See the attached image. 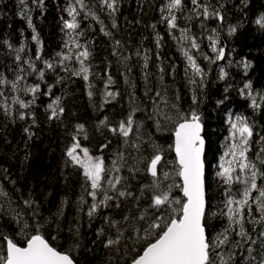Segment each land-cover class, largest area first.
I'll use <instances>...</instances> for the list:
<instances>
[{
  "label": "trees",
  "instance_id": "obj_1",
  "mask_svg": "<svg viewBox=\"0 0 264 264\" xmlns=\"http://www.w3.org/2000/svg\"><path fill=\"white\" fill-rule=\"evenodd\" d=\"M167 2L168 0H120L119 11L113 17L102 7L100 0H85L91 11L99 17V21H102L97 22L91 15L86 17L85 11L77 16V32L83 33L77 39L91 52L86 62L91 65V75L86 82L80 76L63 71L60 66L53 71L43 63L48 60L56 64L59 59L57 53L69 51L65 48V43L69 42L70 30L64 28V21L71 19L68 8L74 0H43L42 4L37 0H23V3L21 0H0V75L13 80L18 63L27 68L25 61H31L37 70L45 73L43 80L39 78L38 71L26 74V84H39L41 89L30 108L17 109L16 116L11 118L5 116L0 109V184L16 202L13 206L19 205L22 219L30 224L32 209L25 208L20 200L21 197H31L36 202L34 207L38 211L37 220L43 225L40 231L58 250H70L76 264H107L109 256L113 257L116 264H125L130 259L131 254L125 257L122 253L117 255L114 251L105 249L102 244L104 236L97 238L101 227L105 228L106 234L115 233V229H109L103 223V216L110 215L112 219L119 220L122 214H129V209L133 214L143 213L147 209L149 217L157 214L147 208L146 194L141 198L139 209H136L133 201H127L120 209H101L89 220L86 213L92 201L85 192L84 178L81 170L73 166L66 155L73 142L76 125L83 124L87 131V139L80 137L81 145L87 147L91 155L104 158L109 168L120 152L131 164L129 154L138 155L130 146L132 141L125 144L122 137L112 135L101 121L107 117L108 123L116 126L132 109L138 107L140 110L136 111L134 120L139 126L135 131L138 137L143 138V142L136 140L141 144V153L147 157L151 152L149 145L152 142L163 146L165 160L168 161L164 170L172 173V179L166 183L175 185L180 183V179L173 171L174 152L168 150L174 140L171 125L158 129L154 119H149L153 114L150 98L157 90L164 95L163 89H166L169 104H175L180 112L192 109L198 111L204 124L206 198L209 201L210 225L208 231L213 237L228 223L226 217L219 215L224 208L227 186L216 172L219 171V161L228 148L229 115L236 113L244 116L253 127L251 151L248 153L250 158L255 159L260 148L264 147V142L260 140L264 137V106L256 109L251 106L252 98L264 105V29L255 23L264 14V0H208L223 15V22L215 18L186 19L191 4L190 0H185L188 7L183 13L177 14V22L181 27H190V34L198 38L200 52L190 50V54L205 69L206 77L202 88L189 84L191 73L185 74L188 65L183 48L189 47L187 41H179V31L170 30L161 22L159 9ZM26 16L31 17L35 31L29 27ZM113 19L117 24L116 28H112ZM201 23L204 28L200 27ZM229 27H236V32L229 35ZM101 28L110 31L112 36H106ZM213 29L216 30L215 35L219 38L220 45L226 46V50L224 60L210 64L202 53L215 57L207 40V36L213 34ZM34 35L38 37L39 43L33 39ZM174 36L177 38L174 39ZM158 38H162L159 46L156 43ZM116 40L120 41L119 46L115 45ZM17 50L21 51L17 53ZM138 50L139 56L135 54ZM76 51L73 47L70 54L74 56ZM17 54L21 57L20 62L16 61ZM145 54L148 56L147 68L144 67ZM125 56L131 58L125 60ZM245 59L251 62V67L247 70L241 64ZM65 63L72 68L79 67L74 59ZM161 67L164 69L163 73L159 71ZM221 67L228 72V76L223 79L220 78ZM109 76L113 83L108 85L107 90L118 93L115 98L105 95ZM248 82L252 85L251 97L246 92L241 94L239 91ZM89 83L92 85L91 97L88 95ZM24 86L25 82H21V87ZM49 86H52L51 95H45ZM194 88L198 98L196 104L192 102ZM0 90L9 98L17 94L8 86L0 85ZM19 95L26 101L32 99L31 94L21 92ZM56 97H60L65 111L59 119H49L51 110L48 105ZM106 99L110 102L105 103ZM0 103H3V98H0ZM19 111H26L30 115L21 120ZM169 114H173L172 111ZM33 116L35 124L32 122ZM25 128L33 133L31 138L24 131ZM103 144H108V147L101 149ZM121 174L127 178L132 191L138 192V189L151 180L145 172H140L133 178L127 167L122 168ZM13 180L15 184L10 182ZM235 187H231V191L237 190ZM171 195L183 199L179 188L175 186ZM82 196L88 203L81 204ZM61 210L62 215L59 214ZM213 212L218 215L213 217ZM253 212L256 213L255 207ZM159 214L167 215L165 212ZM246 227L255 243L249 242L236 250L235 264H256L251 256H255L258 261L259 253L264 249V235H260L264 229L251 223H246ZM77 229L79 235L75 234ZM31 231L28 230L29 233ZM0 232L18 242L23 239L19 225L8 217L0 219ZM52 237L56 239L53 240ZM76 243L79 247L73 250ZM124 243L131 247L133 242L124 240L122 244ZM248 248L252 249L251 256ZM3 250L4 242L0 240V252Z\"/></svg>",
  "mask_w": 264,
  "mask_h": 264
},
{
  "label": "snow or ice",
  "instance_id": "obj_2",
  "mask_svg": "<svg viewBox=\"0 0 264 264\" xmlns=\"http://www.w3.org/2000/svg\"><path fill=\"white\" fill-rule=\"evenodd\" d=\"M21 2L23 3V0ZM37 2L42 4L43 0H37ZM100 2L102 7L108 10L109 16L114 17L119 11L120 0H100ZM190 4L189 15L186 19L195 18L199 20L203 18L208 20L215 18L223 22V15L208 0H190ZM187 7L185 0H168L159 9L161 22H164L168 29L179 31V41H187L189 47L183 48V54L188 65L185 68V74L191 73L189 84L202 88L206 77L205 69L197 62L196 57L190 54V50L200 52L198 38L190 34V27H181L177 22L179 18L177 14L183 13ZM81 11H85L86 17L91 15L97 22L102 23L85 3V0H74V3L68 8V15L71 19L64 21V28L70 30L68 33L69 42L65 43V48L69 51L68 53H57L59 59L56 64L48 60L43 61V63L49 70L54 71L57 66H60L63 71L80 76L87 82L90 80L91 65L86 62L89 60L91 52L86 45L81 44L77 39V36L83 35L82 32H77L79 28L77 16L80 15ZM26 19L29 27L35 31L31 17L26 16ZM255 23L264 29V14H261ZM116 27L117 24L113 19L112 28ZM152 27L155 28V25ZM200 27L204 28V24L201 23ZM236 30V27H229V35L235 33ZM101 31L106 36H112V33L105 28H101ZM215 32L216 30L213 29V34L207 36L209 47L215 53V57L202 53L204 59L208 60L210 64L225 59L226 46L220 45ZM173 38L176 39L177 37L174 36ZM33 39L39 43L37 36L34 35ZM160 39L162 38H158L156 41L158 46ZM115 45L119 46L120 41L116 40ZM73 47L77 50L74 56L70 54ZM21 50H17V53ZM113 54H116L115 49ZM135 54L139 56L140 51L138 50ZM121 55L123 56V53ZM130 58V56L124 57L125 60ZM73 59L79 64L78 69L65 63L71 62ZM144 60V67L147 68L148 56L146 54ZM16 61H21L19 54L16 55ZM24 63L27 64V68L18 63L13 80H8L6 76L0 75V85L8 86L12 92L17 93L9 98L4 91L0 90V98H3L0 109L3 110L5 116L10 118L16 116L17 109L26 110L30 108L35 101L37 92L41 91L39 84L31 86L26 84V74L38 71L39 78L43 80L44 71L37 70L31 61ZM241 64L245 70L251 67V62L246 59L242 60ZM159 71L163 73L164 69L161 67ZM227 76L228 72L221 67L220 78L223 79ZM21 82H25L24 87H21ZM111 83L113 81L109 76L108 84L105 85V95L109 98H115L118 93L107 90ZM51 87L49 86L48 92L44 93L45 95H51ZM88 87L90 89L88 95L91 97L93 95L92 85L89 83ZM251 89L252 85L248 82L239 91L241 94L246 92L247 96L251 97ZM166 91L163 89L164 95H162V91L157 90L155 95L150 98L153 104V114L149 119H154L158 129L171 125L174 141L168 146V150L175 153L173 171L174 175L179 177L180 183L175 185L166 183L172 179V173L164 170L168 161L165 160L163 146L152 142L149 145L150 154L144 157L141 153V144L137 143L136 140L139 139L143 142V138L138 137L135 129L139 126L134 120L136 111L140 110L138 107L132 109L130 114L119 121L116 126L110 125L107 117L101 121V124L112 135L122 137L125 144H129L130 140L132 141L130 146L135 149L138 155L129 154L131 164H129L128 159H125L122 152L117 153L110 168L106 165L104 158L91 155L89 149L83 147L80 142L81 136L84 139L88 138L85 126L78 124L75 126L76 131L72 136L73 142L66 155L73 166L81 170L85 182V192L91 198L92 202L86 215L91 220L101 209H120L127 201H133L136 209H139L141 198L147 194V208L154 210L156 215L149 217L147 209L143 213L133 214L132 210L129 209V214H122L119 220L112 219L110 215L102 217L103 223L109 229H115L114 235L106 234L104 227L98 230L97 238L104 236L102 244L105 249L114 251L117 255L122 253L125 257L131 254L130 259L126 260L125 264H235L236 250L243 248L249 242L255 243L246 223L260 225L264 229V183L258 184V180L264 181V147L260 148L255 159L250 158L248 153L251 151L250 142L254 134L253 127L248 123L246 117L238 115L233 119L229 115L231 143L228 151L221 157V162L218 165L219 171L216 172V175L227 186L224 192L226 197L224 208L220 210L219 215L226 217L228 223L221 232L214 237L210 236L208 231L210 227L208 223L209 201L206 198L205 188L206 141L203 135L202 116L195 109L189 112H180L175 104H169ZM21 92L31 94L32 99L27 101L22 99L19 95ZM145 95L147 96L148 93L146 92ZM257 95L260 94L257 93ZM197 101L194 88L192 102L196 104ZM108 102L110 101L106 99L105 103ZM218 103H223V101H218ZM251 106L256 109L264 105L252 98ZM48 107L51 110L49 119H59L64 114L65 109L61 106L60 97H56ZM170 111L173 114H169ZM29 115L26 111H19V119L21 120L28 118ZM32 122L35 124L34 116ZM29 128H25L24 131L31 138L33 133L29 131ZM260 140L264 142V137H261ZM107 147L108 144H103L101 149ZM258 163L260 167H258ZM124 167H127L133 178L140 172H145L151 177V180L138 189V192L132 191L127 178L121 174ZM10 182L15 184L14 180ZM236 184L243 186L239 197L231 191V186ZM173 186L179 188L183 199L172 197ZM253 193L257 195L254 196ZM20 202L25 208L32 209L31 224L22 219L19 205L13 206L16 202L0 184V219L10 218L19 225L20 233L23 236V239L18 242L13 237L0 232V240L4 242V250L0 252V264H76L70 250H58L40 231L43 225L37 220L38 211L37 207H34L36 202L31 197L28 199L21 197ZM84 203H88V201L84 200L82 196L81 204ZM253 207H255L256 213L253 212ZM162 212L167 213V215L159 214ZM59 214L62 215V210ZM217 215L216 212L212 213L213 217ZM29 229L32 230L31 233L28 232ZM75 234L79 235L78 229ZM260 235H264V230ZM52 239L54 240L56 237H52ZM124 240H132V246L129 247L127 243L122 244ZM77 247L79 244H74L73 250ZM247 251L251 256L252 249L248 248ZM259 256L258 261L255 256H251V259L256 264H264V249L261 250ZM107 264H116L112 256L107 258Z\"/></svg>",
  "mask_w": 264,
  "mask_h": 264
},
{
  "label": "rangeland",
  "instance_id": "obj_3",
  "mask_svg": "<svg viewBox=\"0 0 264 264\" xmlns=\"http://www.w3.org/2000/svg\"><path fill=\"white\" fill-rule=\"evenodd\" d=\"M193 55V54H192ZM231 116L233 117V119L236 117V116H238V114H236V113H234V114H231ZM240 116V115H239ZM231 129H230V125H229V128H228V135H227V144H228V147H229V145H230V143H231ZM228 151V148H227V150L225 151V152H227ZM221 162V160L219 161V163ZM173 180H171V182H172ZM260 183H264V181H261V180H258V184H260ZM233 186H236L235 188H237V190H234V191H232V193L234 194V195H236L237 197H239V195H240V193H241V191H242V188H243V186L242 185H239V184H236V185H233ZM233 186H231V187H233ZM238 190H240V192H238ZM253 195L255 196V195H257L256 193L254 194L253 193ZM172 197H174V196H172ZM175 198H177V197H175ZM225 200H226V197H225Z\"/></svg>",
  "mask_w": 264,
  "mask_h": 264
},
{
  "label": "water",
  "instance_id": "obj_4",
  "mask_svg": "<svg viewBox=\"0 0 264 264\" xmlns=\"http://www.w3.org/2000/svg\"><path fill=\"white\" fill-rule=\"evenodd\" d=\"M203 135H204V133H203ZM205 149H206V146H205ZM174 155H175V153H174ZM205 188H206V168H205ZM206 196H207V191H206Z\"/></svg>",
  "mask_w": 264,
  "mask_h": 264
}]
</instances>
